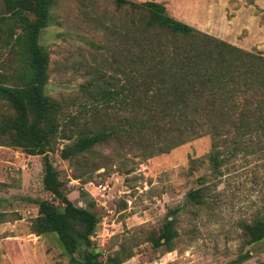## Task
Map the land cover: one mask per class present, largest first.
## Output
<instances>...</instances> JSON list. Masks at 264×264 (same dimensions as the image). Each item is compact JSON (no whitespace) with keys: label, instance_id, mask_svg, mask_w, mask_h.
I'll use <instances>...</instances> for the list:
<instances>
[{"label":"rangeland","instance_id":"374dc122","mask_svg":"<svg viewBox=\"0 0 264 264\" xmlns=\"http://www.w3.org/2000/svg\"><path fill=\"white\" fill-rule=\"evenodd\" d=\"M150 1L162 4L177 21L264 56V0ZM134 19L127 5L118 7L114 0H55L48 25L39 32L48 57L45 94L61 106L46 157L63 195L97 216L90 240L101 263L122 247L131 256L120 264H224L245 252L248 259L237 264H264V240L245 244L236 227L264 200V158L209 177L205 135L165 152L151 148L152 141L127 146L108 141L78 159L59 157L75 134L106 122L104 109L113 107L100 92L122 91ZM8 63L0 48V73ZM5 108L0 101V115ZM42 174V155L0 146V264H67L53 234L36 236L30 230L37 201L58 205L43 190ZM205 196L212 198L206 205H191ZM180 206L172 249L165 252L145 241V234L156 235L168 212Z\"/></svg>","mask_w":264,"mask_h":264},{"label":"trees","instance_id":"16d2710c","mask_svg":"<svg viewBox=\"0 0 264 264\" xmlns=\"http://www.w3.org/2000/svg\"><path fill=\"white\" fill-rule=\"evenodd\" d=\"M54 2L1 0L0 48L10 63L0 73V101L9 109L0 115V146L43 156L41 185L58 205L37 201L30 224L34 235L53 234L67 264H120L131 256L122 247L102 263L98 260L99 253L90 240L97 216L74 206L63 195L57 173L46 157L58 132L61 106L45 94L48 57L38 35L48 25ZM114 2L118 7L127 5L135 15L122 91L100 92L101 100L113 107L104 109L106 122L75 134L73 141L61 147L59 157L78 159L108 141L125 146L152 141L151 148L165 152L189 138L205 135L209 138L204 157L209 177L221 176L247 159H263L264 56L169 17L160 3ZM211 199L205 196L191 205L204 206ZM181 207L171 209L156 235L145 234V241L169 252ZM236 227L245 244L264 240V200ZM246 259L245 252L224 264Z\"/></svg>","mask_w":264,"mask_h":264},{"label":"crops","instance_id":"0c3cea01","mask_svg":"<svg viewBox=\"0 0 264 264\" xmlns=\"http://www.w3.org/2000/svg\"><path fill=\"white\" fill-rule=\"evenodd\" d=\"M199 28H200V27H199ZM216 29H217V28H216ZM201 30H205V29L202 28ZM204 32H206V30H205ZM211 32H212V31L209 32V31L207 30L206 33H210V34H213V33H214L213 36H216V37H218V38H220V39H224L222 36L217 35V34H220V33H218V31H214L213 33H211Z\"/></svg>","mask_w":264,"mask_h":264}]
</instances>
